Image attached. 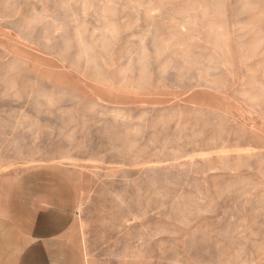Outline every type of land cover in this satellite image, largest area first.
<instances>
[{"label": "rangeland", "instance_id": "374dc122", "mask_svg": "<svg viewBox=\"0 0 264 264\" xmlns=\"http://www.w3.org/2000/svg\"><path fill=\"white\" fill-rule=\"evenodd\" d=\"M49 167L106 264H264V0H0V189Z\"/></svg>", "mask_w": 264, "mask_h": 264}, {"label": "crops", "instance_id": "0c3cea01", "mask_svg": "<svg viewBox=\"0 0 264 264\" xmlns=\"http://www.w3.org/2000/svg\"><path fill=\"white\" fill-rule=\"evenodd\" d=\"M78 192L63 172L30 169L0 189V264H106L78 244Z\"/></svg>", "mask_w": 264, "mask_h": 264}]
</instances>
